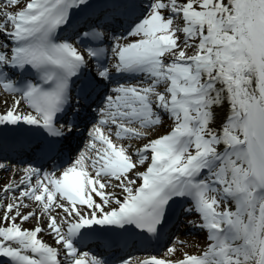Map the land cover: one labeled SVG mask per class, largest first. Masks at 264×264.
Returning <instances> with one entry per match:
<instances>
[{"label":"snow or ice","instance_id":"1","mask_svg":"<svg viewBox=\"0 0 264 264\" xmlns=\"http://www.w3.org/2000/svg\"><path fill=\"white\" fill-rule=\"evenodd\" d=\"M0 170V264H264V0H0Z\"/></svg>","mask_w":264,"mask_h":264},{"label":"bare ground","instance_id":"2","mask_svg":"<svg viewBox=\"0 0 264 264\" xmlns=\"http://www.w3.org/2000/svg\"><path fill=\"white\" fill-rule=\"evenodd\" d=\"M165 123H167V119L165 120ZM160 130L158 128L156 129V131H160ZM120 142L121 143H128L129 141L127 139H124V140H121ZM131 142L132 143L135 142V144H138L137 140H132ZM10 176H11L10 172H5L3 170H0V187H2L3 182ZM24 226L27 227L28 224H25ZM45 238L47 239V237H45ZM181 239L184 240L186 243H185V245H178L177 247L180 248L181 250H187L189 252L196 251L195 245L198 242L202 243L205 241L203 236L202 237H196L194 239L183 236Z\"/></svg>","mask_w":264,"mask_h":264},{"label":"rangeland","instance_id":"3","mask_svg":"<svg viewBox=\"0 0 264 264\" xmlns=\"http://www.w3.org/2000/svg\"><path fill=\"white\" fill-rule=\"evenodd\" d=\"M161 127H162V126H161ZM161 127H158V129L160 130V129H161ZM133 144H135V142H134Z\"/></svg>","mask_w":264,"mask_h":264}]
</instances>
